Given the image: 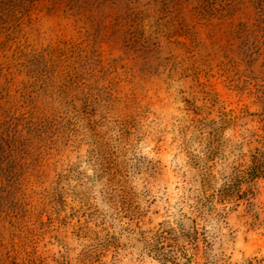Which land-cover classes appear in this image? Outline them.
Wrapping results in <instances>:
<instances>
[{"label":"rangeland","instance_id":"obj_1","mask_svg":"<svg viewBox=\"0 0 264 264\" xmlns=\"http://www.w3.org/2000/svg\"><path fill=\"white\" fill-rule=\"evenodd\" d=\"M185 218L264 264V0H0V264H160Z\"/></svg>","mask_w":264,"mask_h":264},{"label":"trees","instance_id":"obj_2","mask_svg":"<svg viewBox=\"0 0 264 264\" xmlns=\"http://www.w3.org/2000/svg\"><path fill=\"white\" fill-rule=\"evenodd\" d=\"M185 221L190 224L187 228L184 225H179V231L161 228L149 237L139 233L135 242L141 246L143 252L160 264H199L196 254H190L186 248L189 246L193 247L192 251L198 250L200 240L196 223L188 218ZM180 237L185 240V245L178 244ZM201 242L208 250L210 244L205 235H202Z\"/></svg>","mask_w":264,"mask_h":264}]
</instances>
